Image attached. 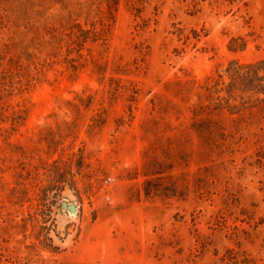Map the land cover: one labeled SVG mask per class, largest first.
<instances>
[{"label": "rangeland", "instance_id": "rangeland-1", "mask_svg": "<svg viewBox=\"0 0 264 264\" xmlns=\"http://www.w3.org/2000/svg\"><path fill=\"white\" fill-rule=\"evenodd\" d=\"M260 60L264 0H0V264H264V81L195 110Z\"/></svg>", "mask_w": 264, "mask_h": 264}, {"label": "trees", "instance_id": "trees-1", "mask_svg": "<svg viewBox=\"0 0 264 264\" xmlns=\"http://www.w3.org/2000/svg\"><path fill=\"white\" fill-rule=\"evenodd\" d=\"M243 50V48H240ZM264 65V60H260L252 64H238L237 61H232L226 69L229 76V82L225 85L220 80L212 81V79L205 78L203 83L198 82L197 89V109L202 110L204 107L212 108L217 111H228L230 114L239 111V107L233 104L237 97L244 91V88L251 87L253 90L263 84L264 75L259 76V66ZM259 82V83H257ZM221 85V87H219ZM206 105H202L203 103Z\"/></svg>", "mask_w": 264, "mask_h": 264}, {"label": "water", "instance_id": "water-1", "mask_svg": "<svg viewBox=\"0 0 264 264\" xmlns=\"http://www.w3.org/2000/svg\"><path fill=\"white\" fill-rule=\"evenodd\" d=\"M61 209L63 210L68 209L70 213L77 211L76 205L74 203L63 202L61 205Z\"/></svg>", "mask_w": 264, "mask_h": 264}, {"label": "built area", "instance_id": "built-area-1", "mask_svg": "<svg viewBox=\"0 0 264 264\" xmlns=\"http://www.w3.org/2000/svg\"><path fill=\"white\" fill-rule=\"evenodd\" d=\"M107 180H110V179H107Z\"/></svg>", "mask_w": 264, "mask_h": 264}]
</instances>
